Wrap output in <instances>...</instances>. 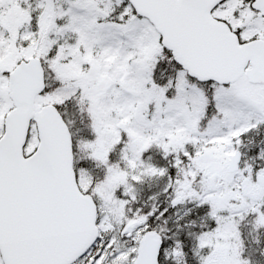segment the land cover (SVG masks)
<instances>
[{"label": "snow or ice", "instance_id": "1", "mask_svg": "<svg viewBox=\"0 0 264 264\" xmlns=\"http://www.w3.org/2000/svg\"><path fill=\"white\" fill-rule=\"evenodd\" d=\"M0 264H264V0H0Z\"/></svg>", "mask_w": 264, "mask_h": 264}]
</instances>
